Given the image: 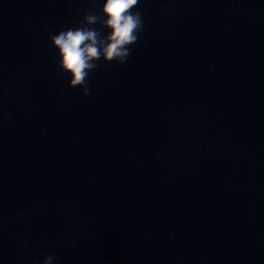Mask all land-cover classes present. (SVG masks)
<instances>
[{
    "label": "water",
    "instance_id": "95a60500",
    "mask_svg": "<svg viewBox=\"0 0 264 264\" xmlns=\"http://www.w3.org/2000/svg\"><path fill=\"white\" fill-rule=\"evenodd\" d=\"M90 6L0 0V264H264V0H141L83 96L48 37Z\"/></svg>",
    "mask_w": 264,
    "mask_h": 264
},
{
    "label": "clouds",
    "instance_id": "9594fccd",
    "mask_svg": "<svg viewBox=\"0 0 264 264\" xmlns=\"http://www.w3.org/2000/svg\"><path fill=\"white\" fill-rule=\"evenodd\" d=\"M89 3L91 6L77 27L62 29L48 37L50 47L55 50L53 55L58 57L59 71L68 78L69 87L83 90V96L91 94L88 78L99 67L101 58L105 63L125 64L144 27L138 10L141 0H103L99 8L97 0ZM104 29L106 34H102ZM53 260L49 255L43 264H53Z\"/></svg>",
    "mask_w": 264,
    "mask_h": 264
}]
</instances>
